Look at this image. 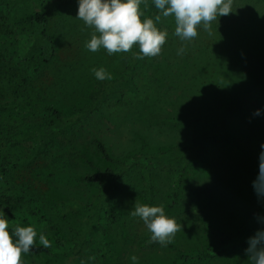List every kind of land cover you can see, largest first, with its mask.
<instances>
[{"label":"rangeland","instance_id":"374dc122","mask_svg":"<svg viewBox=\"0 0 264 264\" xmlns=\"http://www.w3.org/2000/svg\"><path fill=\"white\" fill-rule=\"evenodd\" d=\"M78 6L68 3L50 10V31L56 42L52 63L24 60L21 52L25 48L0 47V101H51L69 114L88 104L90 90L98 87L93 68L103 67L113 78L128 73L131 52L109 55L106 49L91 52L85 47L94 29L77 18ZM141 9L142 19L150 17L149 0L142 3ZM233 10L212 23L211 36L201 27L191 42L174 35L171 17L162 18L157 26L166 29L168 37L161 54L140 59L132 72V82L53 139L33 161V142L13 141L46 122L48 115L0 113V161L19 164L8 187L13 196L11 204L18 207L14 218L24 220L12 226L7 216L10 227L33 226L36 245H41L39 235L43 233L55 249L56 242L46 231L45 216L39 212L42 208L65 239L84 240L79 264H133L132 255L138 257L136 264H175L181 250L218 245L220 238L212 227L238 234L253 213L264 207V197L258 198L253 187L264 144V95L259 108L227 117L229 136L209 140L204 158L189 165L174 201L170 165L153 169L156 195L149 202L144 200L145 181L137 165L125 172L111 198L122 224L120 229L111 225L105 206L98 221L87 207L64 210L67 203L75 201L90 204L101 193L99 183L84 179L107 166L97 150V139L116 158L195 144L203 132L217 124L216 118L171 120L219 108L254 85L260 77L259 66L264 63V0H234ZM185 44V52L178 55ZM256 109L261 110L259 116L253 115ZM19 170H26L30 176L20 188L16 185ZM136 201L163 206L165 214L181 222L183 230L167 246L152 242L143 221L130 215ZM100 224L107 235L101 232ZM261 229L264 216L233 251L186 264H251L246 252L249 238ZM104 239L118 254L115 261L100 259ZM72 256L57 251L30 252L22 254V262L70 264Z\"/></svg>","mask_w":264,"mask_h":264},{"label":"trees","instance_id":"16d2710c","mask_svg":"<svg viewBox=\"0 0 264 264\" xmlns=\"http://www.w3.org/2000/svg\"><path fill=\"white\" fill-rule=\"evenodd\" d=\"M68 3L79 4V0H0V47L13 45L17 49L25 48V51L21 52L24 60L38 59L45 65L52 63L56 54V42L50 31V10ZM149 10L150 17L148 18H154V15L158 14L153 0H149ZM138 54L139 48L138 46H134L131 50L130 70L128 73L125 76L112 78L111 80H99L98 87L93 88L89 92L88 104L72 113L64 114L61 108L51 101H0V113L9 112L24 115L42 113L48 115L46 122L26 131L21 137L18 136L13 143H18L20 139L31 140L33 146L30 161L37 159L40 152L53 139L62 135L67 128L79 119L97 109L103 100L116 96L122 87L132 82V72L140 60L136 59V55ZM259 71L260 77L253 86L247 91L229 99L223 106L213 110L200 111L190 118L182 117L171 120L172 122H181L199 117L216 118L217 124L213 128L203 132L195 144L169 148L157 153H138L131 154L126 158H116L109 151L106 144L101 139H97L95 141L97 150L107 162V166L93 174L86 175L84 179L89 182L99 183L101 193L90 204H82L75 201L67 203L64 206V210L87 207L93 211L95 221H98L101 210L105 206L106 215L111 225L116 229H120L122 224L118 211L111 204V198L118 189L119 182L125 172L137 165L142 169V176L145 181L144 200L148 202L153 201L156 195L153 169L157 165H170L173 186L172 200L174 201L179 197V192L189 165L193 160H201L204 158L209 148V140L216 136H229L227 132V117L235 112L260 107L261 97L264 95V63L260 64ZM17 166L19 164L4 160L0 161V210L6 216L11 217L12 226L21 225L24 222L19 217L14 218L16 217L14 213L18 212V207L11 204L13 196L9 193L8 187L10 178L14 175ZM29 177V173L26 170H19L16 176V185L20 188L23 182ZM39 212L44 214L46 231L54 238L56 246L55 249H52L51 247L45 248L43 245H34L31 252L51 253L52 251H57L72 253L73 256L70 264H79L84 240L68 241L62 235L60 229L51 222L49 216L46 215L47 212L42 211V208ZM261 216H264V207L253 213L251 220L244 223L241 231L235 235L212 227L216 235L220 238L219 244L197 251L181 250L179 259L175 264H186L190 260L211 259L233 251L249 235L252 226ZM100 229L103 235H107V231L102 224H100ZM117 258L118 254L111 242L104 239L100 251V259L104 262H112Z\"/></svg>","mask_w":264,"mask_h":264},{"label":"clouds","instance_id":"9594fccd","mask_svg":"<svg viewBox=\"0 0 264 264\" xmlns=\"http://www.w3.org/2000/svg\"><path fill=\"white\" fill-rule=\"evenodd\" d=\"M158 14L154 18H144L142 3L146 0H79L77 18L94 29L85 47L91 52L101 48L109 55L131 52L138 46L136 59L156 57L161 54L166 43L168 32L158 27L162 18H172L175 23L174 35L181 41H194L199 35L198 29L203 28L209 36L212 35V23L218 22L221 16L232 13L234 0H153ZM186 44L178 49V55L186 50ZM96 79L111 80L112 74L101 67L93 68ZM260 109L253 115L259 116ZM259 155V174L253 181V187L258 198L264 197V144H261ZM132 217H139L148 231L150 240L161 246L171 243L176 234L182 231L181 222L175 217L165 214L163 206H149L136 201ZM37 232L33 226H16L10 229L9 219L0 210V264H23L22 254L30 253L36 245ZM39 243L45 248L51 247L46 235H39ZM251 264H264V229L257 230L255 236L249 238L246 249ZM136 264L138 257H130Z\"/></svg>","mask_w":264,"mask_h":264}]
</instances>
